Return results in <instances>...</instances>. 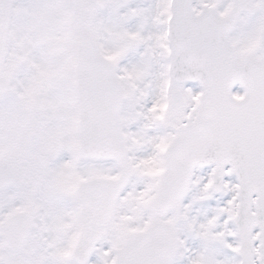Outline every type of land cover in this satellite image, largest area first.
Returning a JSON list of instances; mask_svg holds the SVG:
<instances>
[{"label": "snow or ice", "instance_id": "1", "mask_svg": "<svg viewBox=\"0 0 264 264\" xmlns=\"http://www.w3.org/2000/svg\"><path fill=\"white\" fill-rule=\"evenodd\" d=\"M0 264H264V0H0Z\"/></svg>", "mask_w": 264, "mask_h": 264}, {"label": "rangeland", "instance_id": "2", "mask_svg": "<svg viewBox=\"0 0 264 264\" xmlns=\"http://www.w3.org/2000/svg\"><path fill=\"white\" fill-rule=\"evenodd\" d=\"M236 87H238V86H236Z\"/></svg>", "mask_w": 264, "mask_h": 264}]
</instances>
